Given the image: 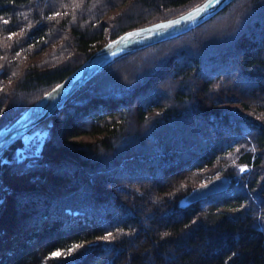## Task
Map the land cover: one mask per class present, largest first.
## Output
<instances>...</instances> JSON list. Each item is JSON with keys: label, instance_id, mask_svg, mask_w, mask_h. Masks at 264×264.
I'll list each match as a JSON object with an SVG mask.
<instances>
[{"label": "trees", "instance_id": "obj_1", "mask_svg": "<svg viewBox=\"0 0 264 264\" xmlns=\"http://www.w3.org/2000/svg\"><path fill=\"white\" fill-rule=\"evenodd\" d=\"M197 1L0 0V126ZM46 119L0 158V264H264V0L118 56ZM219 174L226 189L183 202Z\"/></svg>", "mask_w": 264, "mask_h": 264}, {"label": "water", "instance_id": "obj_2", "mask_svg": "<svg viewBox=\"0 0 264 264\" xmlns=\"http://www.w3.org/2000/svg\"><path fill=\"white\" fill-rule=\"evenodd\" d=\"M229 1L220 0L219 4L212 5L209 0H199L175 14L125 29L103 42L38 98L0 126V158L11 143L61 107L75 90L106 64L122 54L194 27L219 11ZM129 33L133 35L129 37ZM122 37L125 39L122 40ZM113 41L116 43L113 44ZM110 44L111 48L108 47ZM228 186L229 178L226 174L216 175L197 185L183 198V202L197 200Z\"/></svg>", "mask_w": 264, "mask_h": 264}, {"label": "rangeland", "instance_id": "obj_3", "mask_svg": "<svg viewBox=\"0 0 264 264\" xmlns=\"http://www.w3.org/2000/svg\"><path fill=\"white\" fill-rule=\"evenodd\" d=\"M47 123H48V120L47 119L39 122L38 124H36L35 126H33L31 129H29V132L27 131V133L24 135V137L26 138V137L30 136L31 134H33L34 132H36L38 134L43 133L45 131V129H46V124ZM80 136L87 137L88 135L87 134H83V135H80ZM8 179L10 181L16 182V183L18 181H20V179L18 177H15V176L10 175V174L8 175ZM239 204H240L239 202L234 201V200L225 203V205L226 206H229V207H233V206L234 207H237V206L239 207ZM56 251H58V249H56Z\"/></svg>", "mask_w": 264, "mask_h": 264}, {"label": "snow or ice", "instance_id": "obj_4", "mask_svg": "<svg viewBox=\"0 0 264 264\" xmlns=\"http://www.w3.org/2000/svg\"><path fill=\"white\" fill-rule=\"evenodd\" d=\"M209 3L212 4V5H215V4H219L220 3V0H209ZM5 23H7V21H5ZM159 27V26H158ZM131 35H133L132 33H129L128 36L130 37ZM122 40L125 39L124 37L121 38ZM113 44L116 43L115 41L112 42ZM109 48L112 47V45H108ZM112 55H115V53H112ZM241 171H243V169H241ZM108 236H111V233H108L107 234ZM69 251H72V249H69ZM53 256H59L60 253L57 252V253H53L52 254Z\"/></svg>", "mask_w": 264, "mask_h": 264}]
</instances>
